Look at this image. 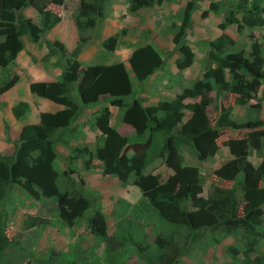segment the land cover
Wrapping results in <instances>:
<instances>
[{
    "label": "trees",
    "instance_id": "trees-1",
    "mask_svg": "<svg viewBox=\"0 0 264 264\" xmlns=\"http://www.w3.org/2000/svg\"><path fill=\"white\" fill-rule=\"evenodd\" d=\"M64 1L0 0V96L20 81L19 75L10 66L24 49L22 38H29L33 44L40 43L41 37L62 18L48 7L49 4H63ZM77 1V8L68 17L74 22L78 34L75 47L68 51L61 42L48 41L44 44L47 52L41 58L43 64L61 68L58 81L42 84L41 95L66 99L69 106L41 113L40 127H25L13 141L10 154L0 153V257L11 246H20V233L49 224L46 217L36 214L25 215L18 223L16 209L9 218L6 217L3 208L11 187L20 188L36 202L54 199L59 216L69 225L83 218L85 212L92 208L90 199L84 196L81 189H75L73 193L59 190L56 181L60 173L54 168L57 157L55 145L63 144L65 131L70 130L83 107L107 97L109 106L123 110L121 121L133 128L137 142L131 144L129 137L121 135L111 126L110 107L105 105L93 114L91 127L98 133L96 146L93 149L86 144L71 147L68 163L81 162L84 171L98 168L102 176H114L122 185L131 180L142 193L134 205L136 210L140 211L141 206L149 208L163 221L195 233L186 236L185 246L200 238L202 231L226 235L240 231L244 262L264 264V250L255 252L258 243L264 240L261 227L264 215V154L257 165L249 160L251 152H264V120L261 119L264 66L246 58L243 51L232 52L235 40L222 34L207 43L208 58L213 66L205 70L201 79L189 85L185 95L150 106H144L134 98L131 104H127L124 98L134 93L123 62L83 66L80 61L91 33L97 31L105 18L110 0ZM197 1L187 0L180 24H172V42L178 53L174 64L178 71L190 68L194 63L195 55L185 40V33ZM161 2L127 0L128 10L132 13L150 9ZM28 7L39 14L37 22H30L24 16L23 11ZM234 8L242 13L241 22L227 16L219 24V29L224 30L232 24L237 25L238 33H242L245 27L264 28V0H243V6L238 3ZM218 9L216 3H211L202 16L218 12ZM120 35H126V30L105 38L101 48L108 54L113 53L121 42ZM250 39L254 40V37L250 36ZM260 54V45L254 41L250 57L258 58ZM127 62L140 84L163 67V59L151 43L135 48ZM229 95L234 96V105L225 107L220 99ZM185 97L192 102H184ZM217 102L219 110L217 106H212ZM246 104H249L246 119L236 121L233 106ZM185 111L192 114L187 121H184ZM207 111L211 112L209 116ZM11 112L16 120H20L29 112V104L19 101L13 105ZM227 130L237 131L238 137H228L219 142ZM158 137L162 138L157 147L158 165L162 164L171 172L165 181L159 174L143 173L145 165L150 164L149 150L157 146ZM222 147L226 149L227 156L219 161V167L212 174L229 186L214 184L204 196L201 168L214 164ZM74 173L75 170L70 168L64 175L71 178ZM80 182L83 183L82 180ZM93 210L87 219L89 234L105 240L108 236L106 217L100 208ZM11 226H15L17 232H7ZM213 240L216 241L214 237ZM171 245V237L159 235L154 251H147V245H144L140 249L141 255L143 258L150 255L153 258L149 260L151 264L164 259L171 264L184 250L175 249L167 259L165 255L168 249H172ZM230 249L234 255L238 254L236 249ZM252 253H256L254 258Z\"/></svg>",
    "mask_w": 264,
    "mask_h": 264
},
{
    "label": "rangeland",
    "instance_id": "rangeland-1",
    "mask_svg": "<svg viewBox=\"0 0 264 264\" xmlns=\"http://www.w3.org/2000/svg\"><path fill=\"white\" fill-rule=\"evenodd\" d=\"M126 1L110 0V5L106 8L105 18L99 24L97 31L91 33V38L85 48L86 51H83L80 55V61L83 66L114 64L116 60L125 57L129 50L133 51L137 47L151 43L161 55L163 67L155 72L152 78L140 84L135 80L134 74L126 61L125 65L131 78L134 93L132 96L124 98L127 104H131L134 98L141 101L144 106H150L155 105L159 100H173L178 96L185 95L184 93H186L189 85L201 79L205 70L213 66L208 58L209 48L207 43L222 34L229 35L235 40L232 52L243 51L246 58H249L251 61H258L264 66V28L245 27L242 33H238L237 25L232 24L224 30L219 29V24L224 22L227 16L241 22L243 15L241 12H237L234 7L238 3L243 6V0H198L195 3V7L191 12L190 25L185 33V40L189 43L195 55L194 63L190 68L182 71H178L174 64L178 58V53L172 42V36L174 35L172 24H180L181 12L187 0H162L160 5H155L150 9H143L136 13L129 12ZM64 3L65 5L61 7ZM74 3L75 0H70V2L69 0H65L63 4L51 2L48 7L58 15H62L66 8L68 10L72 9ZM211 3L218 5V12H208L206 17H203L202 13L208 10ZM123 30H126V35H120L121 42L113 53L108 54L101 48V43L105 38L115 33L119 34ZM250 36H253L254 40L250 39ZM254 41L260 45L261 54L258 58L250 57ZM46 52V48L41 45V47L35 49L34 55H32V57H36V61L33 58H31L32 61L27 58L28 63L33 62L34 64L30 66V69L36 73L37 77L35 79L28 75L27 69L20 70L18 64L14 63L12 65V67L17 65V69L15 70L18 71V75L20 74L19 77L21 76L23 79L21 83H17L16 92L13 93L17 94L18 102L25 100L28 103V100H30L33 108L30 109L28 117L22 120V122L16 121L11 126L7 122L4 123L3 133L0 132V153L2 154H10L13 148V141L25 127H40L39 116L42 113L41 111L44 110L41 107L43 98L53 101L52 105L46 107L47 110L53 109V105H61V102L56 100L55 97L45 98L41 95L42 84L58 81L59 77L57 75L61 71V68L56 66L52 68L48 76L42 75L41 71H45L46 64H43L41 58ZM161 73L162 75L159 77ZM155 76L156 78H154ZM27 82L29 85L26 84ZM151 82L152 84H149ZM157 86H161V88H157ZM13 93L12 95H14ZM189 101L192 102L187 97L184 98V102ZM220 101L225 107L232 106L234 105V96L223 97ZM102 103L106 104L107 102L103 100ZM249 103H254V101H250ZM1 104L2 101L0 99L2 110L4 105H8L3 103L4 105L1 106ZM248 105L233 106L234 116L237 121L241 122L246 119ZM212 106H217L219 110L218 102L213 103ZM102 108L104 106L102 107L99 104L91 108V110L94 114ZM110 111L111 126L120 134L129 135L132 130L121 121L123 110L110 108ZM210 113L207 111L208 116ZM191 116V112L187 111L184 121H187ZM76 118H79L78 122L84 118L85 126L77 125L76 119L70 130H66L64 133L63 142L67 141V147L62 144L55 145L57 157L54 168L60 173L56 183L61 192L68 191L73 193L76 192L75 189H81L84 196L90 199L92 208L90 207L85 212L83 218L77 219L73 225H69L59 216L54 199L36 202L20 188L11 187L8 190V196L3 208L6 217L11 215L13 209H16L15 218L18 223H21L25 215L36 214L46 217L49 220V224L20 233V246L8 248L0 257V264H151L149 260L152 261L153 258L150 255L143 258L140 249L144 245H147V251H154L155 241L159 235L172 238V249H168L165 255L167 259L168 255L175 249H184L171 264H247L244 262L241 254L243 246L242 233L240 231L234 232L231 235L202 231L200 235L203 234L200 238L191 241L188 246L187 244L185 246L186 236H191L195 233L189 232L184 227H177L174 224L163 221L149 208L141 206L140 211L136 210L134 205L142 193L139 187L133 186L131 180L127 184L122 185L114 176H101L98 168H94L91 170V173H87L83 170L81 162L77 161V163L70 165L64 149L71 152L72 148L79 147L80 144L84 145L86 142L94 148L97 143L94 137L96 131L91 127L93 122L91 112L87 114H82L81 112ZM261 119H264L263 107ZM5 124L8 126L7 130L5 129ZM73 129L75 133H72ZM81 129H87L85 135L78 134ZM125 131H129V133ZM132 133L127 136L130 138L131 144L137 142L134 131ZM238 135L237 131L232 132L227 130L223 133L219 142L224 141L228 137H238ZM71 136L76 137L72 138ZM161 139L158 137L159 143H156L157 146L150 148L148 153L150 164L148 165L147 163L145 165L143 173L148 174L153 172L159 174L161 179L165 181L171 172L162 164L158 165L160 159L157 157L159 153L157 147L160 145ZM263 154V151H253L250 154L249 160L254 165H257ZM226 156V149L223 148L214 164L204 165L201 168L203 178L202 195L207 196L211 186L214 184L222 187L229 186L227 183L224 184L218 181L212 174V171L219 167V161L223 160ZM70 168L75 170V173L71 174V178L64 175ZM96 175L98 176L97 179H95ZM89 176L92 178V181L88 178ZM82 178H86L88 184ZM81 180L83 183L80 182ZM93 208H100L106 217L108 236L105 240L89 234L87 219L93 214ZM261 227L264 234V215ZM15 230V226L7 228V232ZM213 237L216 241L213 240ZM230 248L236 249L238 254L234 255ZM263 250L264 240H261L256 246L255 252L259 253ZM256 253H252V258L256 256ZM153 264L168 263L164 259L156 261Z\"/></svg>",
    "mask_w": 264,
    "mask_h": 264
},
{
    "label": "crops",
    "instance_id": "crops-1",
    "mask_svg": "<svg viewBox=\"0 0 264 264\" xmlns=\"http://www.w3.org/2000/svg\"><path fill=\"white\" fill-rule=\"evenodd\" d=\"M69 2H70V0H69ZM127 2V1H126ZM116 3V2H115ZM65 5V3L61 6V7H63ZM77 5H78V1L77 0H75V3H74V7L72 8V9H65V12L64 13H62V15H61V20H60V22L56 25V26H54L50 31H48L47 33H45L42 37H41V42L40 43H38V44H33V43H31L30 42V40H29V38H27V37H23L22 38V40H23V44H24V49L21 51V52H19V54H18V56H17V58H16V61H15V64H18V67H19V69L21 70H26L27 69V71H28V75L30 76V77H32L33 79H35L36 77H37V75H36V73H34L31 69H30V66H32V64H33V62L32 63H28L27 62V58L28 59H30L31 60V58H33L35 61H36V57L34 56V57H32V55H34V51H35V49L37 48V47H41V45H43L44 47H45V43L46 42H53V41H59V42H61L64 46H65V48L68 50V51H71L74 47H75V45H76V43H77V41H78V34H77V31H76V28H75V25H74V22L72 21V20H70L68 17L73 13V11L77 8ZM68 7V6H67ZM23 14H24V16L26 17V19L27 20H29L30 22H37L38 21V19H39V14L37 13V11L34 9V8H32V7H28L27 9H25L24 11H23ZM84 51H86V49L84 50ZM131 51L132 50H129L128 51V53L125 55V57H122V58H120L119 60H116V62H123L124 64L126 63V61H127V59H128V57H129V55H130V53H131ZM174 57H175V55H174ZM176 58V57H175ZM174 59V58H173ZM32 61V60H31ZM34 65V64H33ZM17 66V65H16ZM12 67V66H10V68L14 71V72H16L17 74H18V71L17 70H15V69H17V67ZM126 66V65H125ZM47 67H49V68H47ZM52 68L53 67H51V64H46L45 65V71L43 72V71H41V73H42V75H49L50 74V72L52 71ZM167 68V67H166ZM188 69V68H187ZM46 72V73H45ZM60 74H61V71H60V73L57 75V77H59L60 76ZM174 74H175V72H174ZM20 75V74H19ZM161 75H162V73L160 74V76L159 77H161ZM154 76V75H153ZM152 76V77H153ZM151 77V78H152ZM154 78H156V76L154 77ZM154 78H153V80H154ZM22 77L20 76V81H19V83H21L22 82ZM42 81H44L43 79H41ZM52 81V80H51ZM53 81H55V80H53ZM27 85H29V83L27 82L26 83ZM149 84H152V82L151 83H149ZM17 86H18V84H16L12 89H10L9 91H7V92H5L3 95H1L0 96V99H1V101H2V104H1V106L2 105H4L3 103H5V104H8V105H4L3 106V110H2V107H0V132L1 133H3V127H4V123H6L7 122V124L9 125V126H11L12 124H14L16 121H20V122H22V120H24L25 118H27L28 117V113L30 112V109H32L33 108V104H32V102L30 101V100H28L29 102H28V104H29V112L26 114V115H24L20 120H16L15 118H14V116L12 115V112H11V108L13 107V105H14V103H17L18 101H17V94L15 93H13V92H16V88H17ZM157 88H161V86H157ZM171 89V88H170ZM12 93L14 94V95H12ZM30 94V93H29ZM174 94H176V93H174ZM30 96V95H29ZM76 95L74 94V92H73V97H75ZM107 99V100H106ZM43 100V104L41 105V107L44 109L43 111H41L42 113L43 112H47V111H57V110H61V109H64L65 107H68L69 106V103L66 101V99H63V98H57L56 100H59L60 102H61V105H59V104H56V103H54V104H56V105H53L52 107H53V109H49V110H47L46 109V107H49L50 105H52V103H53V101L51 100V101H49L50 99H42ZM103 100H105V102H107L106 104L109 106V102H108V98L107 97H104V98H102L101 100H99V102H97L96 104H93V105H90V106H87V107H83L84 109H83V111H82V114L84 113V114H87V113H90L91 112V115L93 116V112H92V110H91V108H93L94 106H96V105H99V104H101L102 105V107L103 106H105L106 104H104V103H102L103 102ZM164 100V99H163ZM25 101V100H24ZM76 101H78V100H76ZM160 101V100H159ZM110 108H115V107H111V106H109ZM88 109H90V110H88ZM263 109H264V105H263ZM111 112V111H110ZM186 113H187V111H185V115H186ZM233 118L236 120V118H235V116H233ZM79 119V118H78ZM78 119H77V121H76V124L77 125H79V126H85V119L83 118V120H81V121H79L78 122ZM264 120V119H263ZM237 121V120H236ZM124 125H126V124H124ZM126 126H128V127H130V130H132L131 131V133L130 134H133L132 132H133V128L131 127V126H129V125H126ZM85 129V128H84ZM84 129H81V131H79L78 132V134L80 133V135H85L86 134V132H87V129L86 130H84ZM125 132H127V133H129V131H125ZM72 133H75V130L73 129V131H72ZM129 134V135H130ZM121 135H122V133H121ZM129 135H125V134H123V136H129ZM97 136H98V133L96 132L95 134H94V137L97 139ZM72 138H74V137H76V136H71ZM133 138H135V137H133ZM62 141H63V139H62ZM72 141H73V139H72ZM67 141H64L63 142V144L62 145H64V146H67ZM87 145V146H89V148L90 149H93L92 147H91V145H89L87 142L86 143H84V145ZM80 146H82V144H80ZM64 151H66L65 153H66V156H68V154H69V151L67 150V149H64ZM85 172H87V173H91V170L90 171H85ZM101 174V173H100ZM102 176V175H101ZM97 175H96V177H95V179H97ZM104 177V176H103ZM105 177H107V176H105ZM109 177V176H108ZM91 181H92V178H90V176L88 177ZM83 179V181L86 183V184H88V180L86 179V178H82ZM94 179V180H95ZM91 183V182H90Z\"/></svg>",
    "mask_w": 264,
    "mask_h": 264
},
{
    "label": "clouds",
    "instance_id": "clouds-1",
    "mask_svg": "<svg viewBox=\"0 0 264 264\" xmlns=\"http://www.w3.org/2000/svg\"><path fill=\"white\" fill-rule=\"evenodd\" d=\"M57 14V13H56ZM59 16H61V15H59Z\"/></svg>",
    "mask_w": 264,
    "mask_h": 264
}]
</instances>
